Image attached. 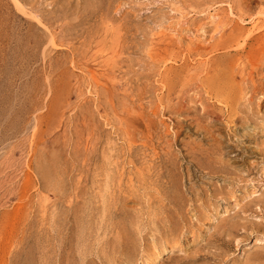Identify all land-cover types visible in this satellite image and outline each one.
I'll use <instances>...</instances> for the list:
<instances>
[{
    "label": "rangeland",
    "instance_id": "1",
    "mask_svg": "<svg viewBox=\"0 0 264 264\" xmlns=\"http://www.w3.org/2000/svg\"><path fill=\"white\" fill-rule=\"evenodd\" d=\"M20 1L0 0V264H264V0Z\"/></svg>",
    "mask_w": 264,
    "mask_h": 264
},
{
    "label": "bare ground",
    "instance_id": "2",
    "mask_svg": "<svg viewBox=\"0 0 264 264\" xmlns=\"http://www.w3.org/2000/svg\"><path fill=\"white\" fill-rule=\"evenodd\" d=\"M14 2H15V4L18 6V7H20V8H24L23 7V5H22V3H21V1L20 0H14ZM210 3V2H209ZM249 11V10H248ZM262 15V14H261ZM214 17V16H213ZM223 28V27H222ZM255 28V27H254ZM48 30V29H47ZM219 32V31H218ZM217 32V33H218ZM253 32V31H252ZM249 33H251V32H249ZM254 33V32H253ZM252 33V34H253ZM251 34V35H252ZM250 35V34H249ZM239 34H236V36L235 37H233V38H231V39H229L230 41V44H229V47L228 48H232L235 44H237L238 45V47L241 45V44H239L240 43V41H238L237 39L239 38ZM199 38V37H198ZM245 38H249V37H245ZM244 41V40H243ZM228 42V41H227ZM226 42V43H227ZM228 42V43H229ZM237 42V43H236ZM245 43H244V46L245 45H247L248 44V40L247 41H244ZM232 43H234V44H232ZM193 44V43H192ZM191 44V45H192ZM220 44H222V43H220ZM243 45V44H242ZM244 46H242V47H244ZM197 47V46H196ZM208 47V46H207ZM218 47V46H217ZM223 47H226V44L224 43L223 44ZM237 47V46H236ZM237 47V48H238ZM241 47V48H242ZM236 48V49H237ZM205 49V48H204ZM223 49V48H222ZM226 50V49H225ZM263 50V49H262ZM221 51V50H220ZM229 52V51H228ZM243 52V51H242ZM147 53V52H146ZM239 52H237V54H238ZM249 53V52H248ZM120 57V56H119ZM247 57H249V56H247ZM245 59V58H244ZM248 59V58H247ZM224 60V59H223ZM240 60V59H239ZM250 60H251V58H250ZM249 60V61H250ZM149 61V60H148ZM166 61V60H165ZM171 61V60H170ZM206 61H207V59H206ZM203 63V62H202ZM251 63H252V60H251ZM163 64V63H162ZM204 65V64H203ZM251 65V64H250ZM253 65V64H252ZM255 65V64H254ZM208 66V65H207ZM205 67V66H204ZM224 67V66H223ZM222 68V67H221ZM206 69H207V67H206ZM197 70V69H196ZM223 70V68L221 69V70H219V72L217 73V74H215L214 75V79H211V80H213V81H211V82H213L214 83V87H213V94L215 95V98L219 101H221V102H224L226 105H229V106H233L234 107V105L236 104V101H238V100H235L234 98H231L230 97V95L232 96V94H231V92H230V90H236L237 88H231V89H229V86H228V84H229V79H230V77L228 76L227 77V74H226V69H224V71H222ZM92 71V70H91ZM93 72V71H92ZM222 72H225V73H222ZM200 73V72H199ZM95 74V73H94ZM204 74V73H203ZM239 74V73H238ZM248 74H249V77L248 78H250L249 79V81L251 82L252 81V85H253V79H252V74L251 73H249L248 72ZM247 75V74H246ZM100 76V75H99ZM245 76V75H244ZM194 78V77H193ZM217 78V80H215ZM93 79V78H92ZM94 79H95V77H94ZM244 79V78H243ZM200 80V79H199ZM231 80V79H230ZM244 81V80H243ZM210 82V81H209ZM201 83V82H200ZM162 84V83H161ZM243 85V84H242ZM246 85V84H245ZM251 86V85H250ZM246 87H247V85H246ZM251 88V87H250ZM239 90V89H238ZM242 90V89H241ZM205 91V90H204ZM242 92V91H241ZM245 92V91H244ZM212 97V96H211ZM244 100V99H243ZM238 103V102H237ZM237 105V104H236ZM239 105V104H238ZM215 108V107H214ZM232 108V107H231ZM204 110V109H203ZM213 115V114H212ZM197 120V119H196ZM202 121V120H201ZM201 121H200V123H201ZM197 124H198V122H197ZM207 129V128H206ZM209 138V137H208ZM211 140V139H210ZM218 145V144H217ZM214 147V146H213ZM215 148V147H214ZM213 149V148H212ZM208 153V152H207ZM228 154V153H227ZM206 155V154H205ZM154 156V155H153ZM205 160V159H204ZM208 160V159H207ZM152 170V169H151ZM47 171V170H46ZM215 171V170H214ZM45 172V171H44ZM43 174V173H42ZM45 174V173H44ZM48 174V173H47ZM46 176V175H45ZM170 247V246H169ZM168 253V250L167 249H164V250H162L161 252H159L158 254H154V256H153V258L151 259V263L150 264H157L158 262H159V260H160V257L161 256H164V255H166ZM150 262V261H149Z\"/></svg>",
    "mask_w": 264,
    "mask_h": 264
}]
</instances>
